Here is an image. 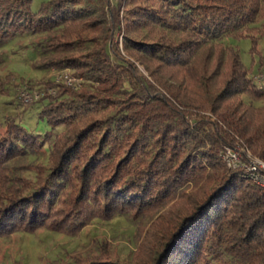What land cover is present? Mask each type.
Segmentation results:
<instances>
[{"label": "trees", "instance_id": "1", "mask_svg": "<svg viewBox=\"0 0 264 264\" xmlns=\"http://www.w3.org/2000/svg\"><path fill=\"white\" fill-rule=\"evenodd\" d=\"M30 3L0 0V46L44 34L42 66L83 86L47 82L44 133L4 124L0 237L76 236L125 216L138 236L129 260L102 241L65 264H264V188L219 157L238 142L264 160V106L252 105L264 84L221 43L249 39L260 62L264 0H53L37 13ZM30 156L19 172L10 165Z\"/></svg>", "mask_w": 264, "mask_h": 264}, {"label": "rangeland", "instance_id": "2", "mask_svg": "<svg viewBox=\"0 0 264 264\" xmlns=\"http://www.w3.org/2000/svg\"><path fill=\"white\" fill-rule=\"evenodd\" d=\"M51 1L53 0H31L30 11L37 13L43 5ZM116 1L110 0V3L115 4ZM254 26L259 27L260 23L251 27ZM45 39L44 34L24 36L0 46V133L8 120H14L34 133H44L49 129L38 116L43 106V103L38 102L40 99L25 105L17 98V89L20 86H27L32 91L47 88V82L53 81L54 76L63 71L42 66L43 56L38 43ZM221 43L224 47L235 48L239 52L242 64L249 71L248 77L257 84H264V39H261L258 45L262 57L260 62L259 56L251 51L252 45L249 39L226 37ZM121 46L120 42V51ZM137 67L139 72L147 76L142 66L137 64ZM65 70L74 76L72 70ZM258 78L262 80L257 82ZM82 86L83 81L80 87L73 90L78 91ZM243 99L246 103H250L248 99ZM252 105L261 107L264 106V101L252 102ZM224 147L235 149L243 159L246 158V153H251L238 142L232 146H222L219 149V157L230 170L236 169H232L222 156ZM42 156L40 154L39 160L36 161L42 160ZM251 156L264 162L253 154ZM34 158V156L20 157L10 165L19 172L23 164ZM135 231L136 224L125 216H115L108 221L94 220L76 236H67L47 229H38L35 232L16 231L0 237V264H65L70 261L72 255L95 252L102 241L108 243L106 246L117 252L120 258L129 260L138 242Z\"/></svg>", "mask_w": 264, "mask_h": 264}, {"label": "built area", "instance_id": "3", "mask_svg": "<svg viewBox=\"0 0 264 264\" xmlns=\"http://www.w3.org/2000/svg\"><path fill=\"white\" fill-rule=\"evenodd\" d=\"M261 80V78L256 79L257 82H260ZM53 81L57 84L61 83L70 89H77L82 82L80 78L74 77L66 70L57 73L54 76ZM46 95H55L54 89L47 87L41 89L38 88V90L32 91L29 90L27 86H20L17 89V98L20 103L25 105H29ZM246 154V158L243 159L240 156V153L235 149L224 147L222 156L232 169L241 170L253 183L264 188V162L251 156L252 154L250 152Z\"/></svg>", "mask_w": 264, "mask_h": 264}]
</instances>
